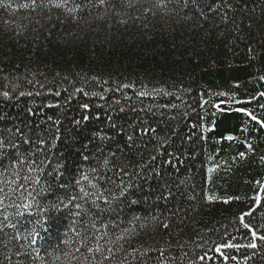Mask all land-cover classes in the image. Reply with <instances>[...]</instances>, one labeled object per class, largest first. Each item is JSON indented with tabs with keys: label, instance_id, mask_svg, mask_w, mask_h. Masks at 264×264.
I'll list each match as a JSON object with an SVG mask.
<instances>
[{
	"label": "trees",
	"instance_id": "trees-1",
	"mask_svg": "<svg viewBox=\"0 0 264 264\" xmlns=\"http://www.w3.org/2000/svg\"><path fill=\"white\" fill-rule=\"evenodd\" d=\"M23 4L0 0V139L17 145L0 154V221L42 186L94 191L92 168L128 195L89 226L86 244L102 253H87L67 210L47 219L34 207L37 243L5 229L0 264H264V241L248 248L240 221L251 213L264 235V128L238 111L264 121V0H173L168 15L146 16L151 4H138L104 20L85 0Z\"/></svg>",
	"mask_w": 264,
	"mask_h": 264
},
{
	"label": "snow or ice",
	"instance_id": "snow-or-ice-1",
	"mask_svg": "<svg viewBox=\"0 0 264 264\" xmlns=\"http://www.w3.org/2000/svg\"><path fill=\"white\" fill-rule=\"evenodd\" d=\"M68 0H57L56 3H52V0H31V4H23L20 7L22 8H31L33 11H35L37 8L43 9L46 6H51L55 8H62L67 4ZM173 0H85V3L90 8H95L98 11L100 9H104V11L96 16L97 20H104L106 16L109 15V13L114 14L117 17L120 16H127L128 13L123 11L124 9H135L138 4H151V7L144 8V15L146 16L148 12H152L153 15H156L157 11H159L162 15H168L170 13V10L168 8V5L171 4ZM189 3L195 4L197 3V0H184L185 7L189 5ZM155 9V11L153 10ZM82 9L78 8H72V12H78ZM201 15H203V12H201ZM76 17H73L75 19ZM132 18V17H130ZM135 19H139V16L134 17ZM191 19V17H188ZM63 22V21H62ZM120 23H127L126 19H121L119 21ZM264 79V78H262ZM127 87V86H125ZM77 91H81L80 89H77ZM9 95L8 92H4L3 96L7 98ZM21 95H24V93H21ZM59 95V93H57ZM140 95H145V93H140ZM220 95H224L221 93ZM261 96H264V93L260 94ZM85 108H87V105H84ZM238 111H241L246 116H251V119L255 120L258 124H260L261 128H264V121H259L255 116H252L251 113H248L244 109H238ZM157 130L154 128H148L144 130V134L148 133H155ZM17 134L22 135L19 129L16 130ZM14 135H10L7 138L0 139V154L6 155V156H12V152L8 151L9 149H16V140L14 138ZM58 138V137H57ZM129 141L133 139L132 136L128 137ZM229 140L232 139V137H228ZM40 148L43 147L44 141H39ZM54 146V144H53ZM241 157H243L244 153H240ZM23 163V161H20ZM31 163L35 164V161H31ZM43 163V161L41 162ZM110 160L105 157L102 161V167L107 168L109 165ZM35 171L36 169H31ZM91 171L93 173H96L97 175H94L92 177V180L89 181V188L93 189L94 191L86 190L83 186H80L78 189V192L76 191V185H80V180H77L75 182V185L72 187V192L69 193L67 190L60 189L58 186H49L48 188L41 187L39 192H36L35 195L32 193H29L30 199L33 201V203H13L11 206H13L16 211L13 213V216L10 218L9 216L5 215L3 217V221H0V233H3L5 229H13L14 235L13 239L16 241L24 240L28 245H34L37 243V237L39 236V228L42 226L44 222V218L41 216H38L35 221L32 220V209L35 207L36 211L40 214H44L47 219H52L53 213H60L64 212V210H67L65 214H71L74 217H77L80 222L81 226L84 229V233L81 234L82 242H84L87 253L90 254V256L94 257L98 253H102V249L98 246L96 248L88 247L86 242L89 239H95V237H89L87 235L89 231V226L93 225L95 223V217L98 212H105V211H111L114 209L115 205L113 204L114 201H122V199L126 198L128 195L127 189L123 186H119L118 193H113L111 190L105 186L104 181L108 179L103 174H100L98 172L97 168H92ZM27 179V177H26ZM85 179H88V177H85ZM97 181V182H92ZM36 183H39V181H36ZM112 183H115V181H112ZM2 191V189H0ZM35 191V190H33ZM44 192H48L53 199H50L47 204L41 203L39 200H37V196L41 195ZM109 193V196H105V193ZM8 197H0V204L4 203V199ZM257 200H259V197H257ZM83 201V203H81ZM107 205V208L105 207ZM251 213H245L241 215L240 221L243 224L245 229H248V231L251 233L252 240L247 245L248 248L255 249L257 248V240L264 241V235L258 236L257 233L252 230L249 226V224L245 223L244 217L246 215H250ZM76 221H74L75 223ZM31 225V227H29ZM163 227L165 229L168 228V224H164ZM79 234V233H78ZM7 235V233H5ZM123 239V237H117V240ZM224 247L226 248H232L237 247L239 248L240 245H231V244H225ZM21 248H24V245H21ZM219 250V249H218ZM77 252L80 251L79 248L76 249ZM108 252H112V249H108ZM20 255H28L26 251H22L20 253H17V256ZM104 259H109L108 256H105ZM85 260L88 262V264H91L90 257H85ZM97 264H102V261H98Z\"/></svg>",
	"mask_w": 264,
	"mask_h": 264
}]
</instances>
